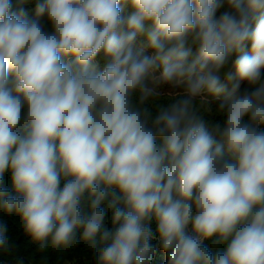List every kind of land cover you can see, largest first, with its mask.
I'll use <instances>...</instances> for the list:
<instances>
[{
	"label": "clouds",
	"instance_id": "obj_1",
	"mask_svg": "<svg viewBox=\"0 0 264 264\" xmlns=\"http://www.w3.org/2000/svg\"><path fill=\"white\" fill-rule=\"evenodd\" d=\"M223 3L39 0L28 19L0 0V211L41 251L151 264L158 240L167 264H264V0Z\"/></svg>",
	"mask_w": 264,
	"mask_h": 264
},
{
	"label": "trees",
	"instance_id": "obj_2",
	"mask_svg": "<svg viewBox=\"0 0 264 264\" xmlns=\"http://www.w3.org/2000/svg\"><path fill=\"white\" fill-rule=\"evenodd\" d=\"M39 0H28L27 3L19 4L18 0H11L13 4V10L17 7H22L26 17L28 19H35V8ZM124 12L122 15L125 17L129 15L133 9L130 4L122 5ZM229 10L227 0H224L223 6L217 10L216 16H219ZM41 23L44 24L45 29H49V25L42 18ZM143 49L145 54H151V49L144 47V38L140 37L136 42V50ZM247 49H250V44L247 45ZM195 50V46H194ZM237 53H233L229 56L226 64L221 69V78L226 79L228 73L235 72L234 62L237 58ZM100 60L99 68H103L102 54L97 57ZM231 85L229 84V87ZM247 84L241 85V91L247 88ZM162 93H169L171 89L162 85L160 87ZM168 96L161 97V101L168 100ZM207 106L202 105L201 111L203 112V118L207 122H220L223 117L217 115V107L219 101L213 97H207ZM261 130H264V125L261 126ZM10 173H6L5 180L10 181ZM111 212L106 214L104 220L105 228L112 230L113 225L111 222ZM0 226L6 229L7 243L5 246L0 247V264H96V259L93 254V250L88 247L87 244L81 242L75 244L68 249H52L48 247L46 250L41 251L40 245L32 240V238L25 232L19 217L15 215H7L0 211ZM153 232L156 230V223L153 221L150 225ZM79 239V235L77 236ZM207 246L212 248V242L210 240L204 242ZM152 246L155 248V253L152 257L151 264H167L168 254L164 252L158 240L151 241ZM215 251V248H212Z\"/></svg>",
	"mask_w": 264,
	"mask_h": 264
},
{
	"label": "rangeland",
	"instance_id": "obj_3",
	"mask_svg": "<svg viewBox=\"0 0 264 264\" xmlns=\"http://www.w3.org/2000/svg\"><path fill=\"white\" fill-rule=\"evenodd\" d=\"M164 86L169 87V88L171 89V92L182 91V87H180V88H174V87H172V86H170V85H164Z\"/></svg>",
	"mask_w": 264,
	"mask_h": 264
}]
</instances>
